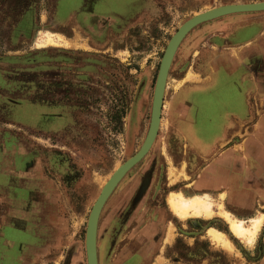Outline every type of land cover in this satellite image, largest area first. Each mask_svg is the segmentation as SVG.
Instances as JSON below:
<instances>
[{
  "label": "rangeland",
  "instance_id": "374dc122",
  "mask_svg": "<svg viewBox=\"0 0 264 264\" xmlns=\"http://www.w3.org/2000/svg\"><path fill=\"white\" fill-rule=\"evenodd\" d=\"M259 1L263 0H155L154 13L131 25L139 0H98L95 17L85 12L71 16L74 8L84 5L83 0H60L57 15V0H0V160L4 158L0 170L6 167L0 179L10 186V201H0V264H87L85 231L90 209L103 180L132 156L145 138L156 75L171 35L192 15L224 4ZM19 20L25 38L13 40V28ZM89 25L97 31H91ZM200 27L193 28L177 47L166 79L157 137L106 200L98 219L97 240L108 242L106 236L112 228H116L118 238L128 240L137 225L130 219L161 210L158 215L168 214L175 228L171 256L179 253L186 264L210 254L220 264H232L226 256L235 264H245L264 250V226L253 243L244 242L233 234L220 211L250 225L264 212V206H259L264 200L259 203L258 195L247 193L243 202H236L226 197V192L193 190L190 182L198 166L192 151L176 139L171 121V99L182 84L179 78L195 67L194 57L205 56V49L212 51L211 55L217 51L211 43L217 38L215 34L206 38ZM255 30L256 27L249 29L250 33ZM250 33L240 30L230 40L238 43ZM195 45L199 47L194 49ZM192 74L191 80L200 81L199 75ZM217 86H193L195 94L204 95L205 101L196 95L190 98L198 112V118L191 115L196 121L190 125V133L212 145L220 132L213 128L220 122L214 108L223 111L229 107L227 98L217 97ZM189 89L192 88L185 90ZM226 90L222 94L227 95L230 89ZM55 100L54 104L69 107V111L64 106L58 109L72 113L74 125L44 117L47 111L56 112L55 108L30 104ZM203 102L208 107L206 112ZM115 114L122 115L120 122ZM249 124L235 116L236 152L242 151L238 145L247 137ZM237 131L243 135H236ZM151 168L154 169L147 189L137 197L144 174ZM18 184L24 186L25 192L16 191ZM171 191L183 192L187 197H210L214 215L208 218L202 212L191 211L182 218L168 204ZM50 192L46 209L29 201ZM18 204L25 205V209H18ZM41 209L49 213L50 223L45 230L36 223L41 225L43 221L36 216ZM18 212L20 222L13 218ZM211 227L228 235L236 253L230 254L211 243L206 237ZM39 234L46 238L35 242L38 237L32 236ZM126 240L120 242L124 244ZM26 244L29 251L25 252L21 245Z\"/></svg>",
  "mask_w": 264,
  "mask_h": 264
},
{
  "label": "crops",
  "instance_id": "0c3cea01",
  "mask_svg": "<svg viewBox=\"0 0 264 264\" xmlns=\"http://www.w3.org/2000/svg\"><path fill=\"white\" fill-rule=\"evenodd\" d=\"M59 1L57 0L55 4L56 15L60 13L57 8ZM83 1L84 5L74 8L71 16L80 12L89 13L92 16L94 15L93 17L95 15L98 16L94 11L98 0ZM176 1L180 3L182 0ZM155 8H157L155 0H139V7L135 11L136 18L130 24H136L148 18L154 13ZM76 25L79 27L77 23ZM92 26L90 28L88 26L91 31L97 30L94 25ZM196 26H201L200 33L203 36L205 35L206 38L210 33L215 34L217 38L211 43L215 44V50L217 51L211 55L212 51L209 50V53L205 49L203 51V54L204 52L206 53L205 56L203 55L199 59L194 57L193 60L196 63L195 67L193 66L194 70L189 71H192L197 76L199 75L200 81L198 79L191 80L194 79L193 74L187 71L185 76L179 78L178 81L182 80V84L180 88L175 90L171 99V110H173L172 126L176 129L175 137L177 140L183 141L186 149L192 151L195 165L198 166L193 181L192 183L190 182V187L192 186L195 191L226 192V197L236 202H243L247 193H250V195L256 194L259 196V203H261L260 201L264 200V12H234L199 23ZM252 27H256V30L250 33L249 29ZM240 30L250 34L238 43L232 42L230 38ZM195 46L194 49L199 47L198 45ZM184 78H186V81L183 80ZM213 83L216 86L219 85L215 89L217 94L219 93L217 97L227 98L226 103H228L229 107L226 106L223 111L219 108H214V114L220 119V122H216L219 125H217L218 127L213 126V128H218L220 132L216 136V143L212 145L207 139L201 138V136H199V139L198 135L193 137L190 133V129L193 128L190 125L195 124L196 121L191 115L198 118V112H195L196 106L192 105L190 98L196 95L199 98H204L202 101H205L204 95L195 94L193 90L204 84ZM193 86L196 87L193 88ZM187 87L192 89H189V91L185 90ZM224 87L230 89L227 95L222 94L226 90ZM202 107L206 112L208 107H206L205 102H203ZM237 111L240 114L236 113ZM234 115H238L244 123L250 122V131L247 137L244 138V142L238 145V148L242 150L241 153L236 152L234 149ZM236 134L243 135L240 131H237ZM215 144L218 145L216 146ZM5 160L8 159L5 158ZM243 160H245V163ZM3 163L4 158L0 160V164ZM5 168V166L1 168L0 175L6 172ZM15 189L18 193L25 192L24 186L20 184ZM9 191L10 186L3 184L0 179V201L2 203L10 201ZM51 193H46L39 199H31L29 201L46 209ZM18 205V209L21 207L25 209V205ZM259 206L263 207L264 203L259 204ZM24 209L21 211L22 213ZM45 209H41L36 214V216H39L37 218L43 220L40 222L41 225L36 221L37 226L44 230L50 223L49 219H47L49 213ZM149 210H152V208L150 207ZM160 212L161 210H155L152 211L151 215H142L133 217L135 219H130L131 223L135 221L137 225L129 233L128 237L130 238L128 240L124 237L118 238L116 228L115 231L112 228L110 233L107 234L108 237L106 236L111 242L108 246L107 243L109 241H104V244H102L97 240V264H156L159 254L164 256L168 264H186L187 261L179 253L173 252L175 254L171 256L173 243H165L164 240L170 218L165 213L158 215ZM13 218L14 220L19 218L17 219L19 221L21 220V215L18 212ZM182 226L184 225L182 224ZM27 232L29 231L27 230ZM32 237L33 239L38 237V240L34 241L41 242L46 238V235L39 234ZM123 239L126 240L124 244L120 242ZM130 244H132V247L134 245L132 249L129 246ZM21 246L23 251H29V249H25L28 244ZM203 261H205L204 264H220L217 257L211 254L193 264H203ZM251 263L264 264V250L258 257L249 259L245 264Z\"/></svg>",
  "mask_w": 264,
  "mask_h": 264
},
{
  "label": "water",
  "instance_id": "95a60500",
  "mask_svg": "<svg viewBox=\"0 0 264 264\" xmlns=\"http://www.w3.org/2000/svg\"><path fill=\"white\" fill-rule=\"evenodd\" d=\"M239 11H264V0L252 3L222 5L219 7H215L211 10L205 11L199 15H192L190 18L185 20L171 35L161 57L158 72L156 75L152 96L150 120L145 138L140 147L137 149V151L124 162H122L119 167L113 170V172L107 179L105 185L99 191L90 209L85 231V253L87 264H97V225L99 214L105 201L107 200L108 196L110 195L114 187L117 185L119 180L123 177V175L132 166L138 163L148 152L155 136L157 135L159 121L161 120L164 97L163 93L165 90L168 71L174 54L181 40L188 33L189 30H191L194 26L198 25L200 22L205 21L207 19L220 17L221 15L226 13Z\"/></svg>",
  "mask_w": 264,
  "mask_h": 264
},
{
  "label": "bare ground",
  "instance_id": "6f19581e",
  "mask_svg": "<svg viewBox=\"0 0 264 264\" xmlns=\"http://www.w3.org/2000/svg\"><path fill=\"white\" fill-rule=\"evenodd\" d=\"M232 4H242V3H232ZM224 5H227V4H224ZM211 9H213V8H211ZM211 9H209V10H211ZM206 11H208V10H206ZM239 12H241V11H239ZM232 13H234V12H232ZM199 14H201V13H199ZM227 14H230V13H226L223 15H227ZM223 15H221V16H223ZM208 20H211V19H207L205 21H208ZM205 21H202V22H205ZM202 22H200V23H202ZM49 35L51 36V34H49ZM53 35L57 36L58 38H61V36H62V35L57 34V33H54ZM190 77H192V76L190 75ZM167 78H168V76H167ZM165 88H166V85H165ZM163 95H164V93H163ZM160 122H161V120L159 121V127H160ZM158 130H159V128H158ZM156 137H157V135L155 136V138ZM155 138H154L153 142L155 141ZM153 142H152V144H153ZM152 144H151V146H152ZM168 177H170L171 180H173V181L175 179V178H173L172 173H169ZM107 179L103 180L102 187L105 185ZM168 204L182 218H185L191 211H193L194 214H200L202 212L208 218L212 217L214 215L212 201H211V198L208 196L194 195L192 197H187L183 192L171 191L168 195ZM220 213L230 223V228H231V231L233 232V234L244 242L253 243L256 240L258 233L261 231V229L264 226V212H260L255 218H253L251 220L252 222L250 225H246L245 220H238V219L233 218L231 216V214L227 211L223 210V211H220ZM174 229L175 228H174L173 223L170 222L168 224L167 234H166V237L164 239L165 243H171L173 241V239L175 237V233H174L175 230ZM206 237H208V239L211 241V243L213 245L221 247L226 252H228L230 254H233L234 252L236 253L235 245L233 244L232 240L228 237V235L226 233H224L223 231H220L214 227H211L207 230ZM237 252H238L237 254L239 256L240 252L239 251H237ZM165 262H166V259L164 258V256L162 254H159L157 256L156 264H164Z\"/></svg>",
  "mask_w": 264,
  "mask_h": 264
},
{
  "label": "flooded vegetation",
  "instance_id": "af4514ba",
  "mask_svg": "<svg viewBox=\"0 0 264 264\" xmlns=\"http://www.w3.org/2000/svg\"><path fill=\"white\" fill-rule=\"evenodd\" d=\"M16 26H17V27H14V28H13V33H12V39H13V40H17V39L19 40V39H21V38H23V37L25 36V35H24V31H25V29L23 30V28H22L23 24H22V22H20V20L18 21V23L16 24ZM89 27H93V26H92V25H89ZM194 27H195V26H194ZM194 27H193V28H194ZM193 28H192V29H193ZM86 29H87V27L84 28V30H86ZM91 29H92V28H91ZM192 29H191V30H192ZM191 30H189L188 33H189ZM96 31H97V30H96ZM188 33H187V34H188ZM187 34H186V35H187ZM186 35L184 36V38L186 37ZM24 38H25V37H24ZM184 38H183V39H184ZM183 39H182V40H183ZM13 40H12V41H13ZM182 40H181V41H182ZM180 43H181V42H180ZM178 46H179V45H178ZM119 52H120V51H119ZM235 116H236V118H237L238 120H240V118L238 117V115H234V118H235ZM172 120H173V118L171 119V121H172ZM236 135H238V134H236ZM240 136H241V135H240ZM130 169H131V168H130ZM130 169H129V170H130ZM153 169H154V168H153ZM153 169L151 168L150 171H147V173L144 174V177H143V179H142V182H141V184H140V186H139V189H138V192H137V195H136L137 197H140V196L143 195V193L146 191V189H147V185H148L149 181L151 180V176H152ZM167 169H168V168H167ZM129 170H128V171H129ZM128 171H127V172H128ZM127 172H126V173H127ZM126 173H125V174H126ZM125 174L123 175V177L125 176ZM123 177H122V178H123ZM122 178H121V179H122ZM121 179H120V180H121ZM120 180H119V181H120ZM118 183H119V182H118ZM118 183H117V184H118ZM112 191H113V190H112ZM111 193H112V192H111ZM111 193H110V194H111ZM109 196H110V195H109ZM109 196H108V197H109ZM107 199H108V198H107ZM105 202H106V201H105ZM104 204H105V203H104ZM103 206H104V205H103ZM102 208H103V207H102ZM101 210H102V209H101ZM100 212H101V211H100ZM99 215H100V214H99ZM98 219H99V218H98ZM170 222H171V221H169V223H170ZM169 223H168V224H169ZM97 230H98V225H97ZM201 236H202V235H201ZM189 238H190V237H189ZM189 238H187V242H188L189 244H191V243L188 241ZM201 240H203V239L201 238ZM262 241L264 242V240H263V235H262ZM96 245H97V235H96ZM216 251H218V250H216ZM220 252H221V251H220ZM223 254H224V253H223ZM224 255H225V254H224ZM225 256H226V255H225ZM226 257H227L229 260H231L228 256H226ZM231 262H232L233 264H235L232 260H231ZM86 263H87V262H86ZM165 263L168 264L167 261H166Z\"/></svg>",
  "mask_w": 264,
  "mask_h": 264
},
{
  "label": "trees",
  "instance_id": "16d2710c",
  "mask_svg": "<svg viewBox=\"0 0 264 264\" xmlns=\"http://www.w3.org/2000/svg\"><path fill=\"white\" fill-rule=\"evenodd\" d=\"M55 102H56V100L54 102H31L30 104H33V105L41 104L42 106H47L50 109L55 108L57 110L56 112L52 113V112L47 111V113H45L44 117L47 118L48 120L51 119V118H55L54 120L61 119V120H63L66 123L67 122L70 123V124L73 123L72 125H74L75 124L74 123V116L72 115V113H69V114L66 113L67 114V116H66L65 112L59 111V109H58L59 106H62V107L64 106L65 107V105L64 104L57 105V104H54ZM66 109L68 111L70 110L68 106H67V108L65 107L64 110H66ZM114 116H115V119L120 122V120L122 118V115L115 114Z\"/></svg>",
  "mask_w": 264,
  "mask_h": 264
}]
</instances>
